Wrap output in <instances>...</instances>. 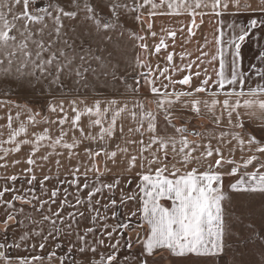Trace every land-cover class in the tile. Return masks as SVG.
Listing matches in <instances>:
<instances>
[{
	"label": "crops",
	"instance_id": "1",
	"mask_svg": "<svg viewBox=\"0 0 264 264\" xmlns=\"http://www.w3.org/2000/svg\"><path fill=\"white\" fill-rule=\"evenodd\" d=\"M135 3L145 40L132 41L126 86L52 93L41 115L38 54L27 49L25 74L24 40H0V187L50 178L63 195L85 192L51 196L63 206L51 210V248L21 250L51 258L17 260L0 239V264H145L160 253L164 264L199 255L228 264L224 183L238 173L241 188L264 189V0ZM67 205L91 222L117 220L126 206L133 234L124 247L89 244L105 229L71 228Z\"/></svg>",
	"mask_w": 264,
	"mask_h": 264
},
{
	"label": "rangeland",
	"instance_id": "2",
	"mask_svg": "<svg viewBox=\"0 0 264 264\" xmlns=\"http://www.w3.org/2000/svg\"><path fill=\"white\" fill-rule=\"evenodd\" d=\"M0 40H24L25 74L31 68L28 63H32L27 49L32 52L33 45V53L38 54L33 61L37 72L33 76V91L38 84L40 101L38 104L35 100L33 104L31 98L28 101L41 115L52 93L126 86L128 70L133 65L132 41L145 40V29L143 14L135 0H0ZM31 83L32 78L25 77V90ZM238 178V173L232 174L223 186L220 254L228 264H264V189H243ZM28 181L16 182L14 187H0V230L3 231L0 239L8 248L20 251L7 254L18 256L17 260L51 258V252L23 253L21 250H36V245L51 248V228H54L51 210L56 208L54 213L63 208L55 205L51 196L58 201L57 197L75 198L84 196L85 192L70 190L63 195L64 190H51L50 178ZM231 183L233 188H229ZM67 206L71 228L87 225V228L105 229L99 237L85 238L89 244L99 240V246H106L111 237L114 244L124 247L128 232L133 234L134 224L124 214L126 206H121L124 211L117 220L102 222L87 221L81 218L77 206ZM76 217L81 220H74ZM142 224L136 227V237L130 235L132 243L142 235ZM39 229H44V233H37ZM70 240L73 243L79 238L72 236ZM166 256L169 254L147 257L145 264H164ZM208 261L207 255H199L193 260H173L172 264H207Z\"/></svg>",
	"mask_w": 264,
	"mask_h": 264
}]
</instances>
